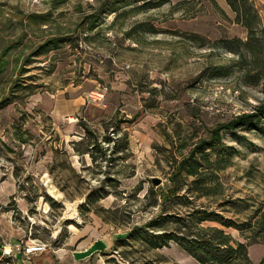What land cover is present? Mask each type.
<instances>
[{
    "label": "rangeland",
    "instance_id": "374dc122",
    "mask_svg": "<svg viewBox=\"0 0 264 264\" xmlns=\"http://www.w3.org/2000/svg\"><path fill=\"white\" fill-rule=\"evenodd\" d=\"M114 1L0 0V101L13 100L0 109V161L18 183L11 204L0 211H10L24 231L23 242L39 241L66 256L94 240L117 238L115 248L99 255L96 264H199L175 241L151 247L137 227L163 209L185 213L183 200L163 206L159 197L161 189L172 185L170 175L179 161L210 129L264 102V32H257L248 45L237 44L233 50L226 45V39L249 37L234 22L236 13L227 0H216L219 8L212 0H192L186 7L194 5L195 16L177 10L173 3L178 0L140 12L134 7L143 1L128 0L118 4L121 11L131 12L128 17L113 24L116 13L102 12L96 23L91 21ZM253 1L264 27V0ZM139 22L148 30L138 43L125 30ZM153 26L156 32L149 30ZM67 35L79 39L49 53L37 52L44 41ZM118 86L121 100L109 107L98 129L84 113L71 116L87 122L105 147V136L115 138L119 151L106 156L100 146L91 145L94 139L86 131L71 135L39 107L58 95H82L104 107ZM37 98L41 100L35 103ZM19 129L26 131L28 143L18 140ZM125 131L130 141L126 150ZM239 133L245 139L224 134V141L239 152L221 174L227 196L239 201L242 212L237 214L234 207L217 210L245 220L264 202V140L256 131ZM155 178L162 183L157 185ZM191 179L187 173L181 177L182 182ZM52 186L61 198L50 193ZM197 203L216 210V192ZM204 224L221 226L216 221ZM164 226L177 224L172 219ZM225 229L247 241L240 230ZM249 251L254 262L260 254L259 264L264 244L253 242ZM50 264L65 263L55 254Z\"/></svg>",
    "mask_w": 264,
    "mask_h": 264
},
{
    "label": "trees",
    "instance_id": "16d2710c",
    "mask_svg": "<svg viewBox=\"0 0 264 264\" xmlns=\"http://www.w3.org/2000/svg\"><path fill=\"white\" fill-rule=\"evenodd\" d=\"M128 0H115L112 5L104 7L100 13H94L90 18L96 23L100 14L116 13L113 24L121 18H126L131 13L129 11H121L122 6H118L121 2ZM136 1V0H135ZM143 3L135 6V10L140 12L147 11L150 8L161 6L164 3H173L174 0H137ZM218 8L220 5L216 0H212ZM232 10L236 13L234 22L243 25L249 34L248 40L243 41L239 36L226 39V45L233 46L237 44L248 45L256 38L257 32H264L260 12L253 0H227ZM177 10H187L191 16H195L194 5L192 0H178L173 3ZM126 5V3H125ZM146 23L139 22L125 30V36L140 42L143 31H146ZM152 32L157 31V27L153 26L149 29ZM78 40V36L67 35L53 37L43 42L37 52L45 49L43 53H49L53 49L60 48L66 42ZM223 40V39H221ZM79 46V42H77ZM242 58L245 53L242 49L235 50ZM2 67L0 65V71ZM11 97H5L0 101V109L12 103ZM21 125V124H19ZM80 125L86 131L88 138L94 139L93 147L100 146L101 153L106 156L109 151L111 153L119 151L118 142L114 137L105 136L104 140L108 142L105 147L101 143V138L83 120ZM256 131L264 140V102L259 104L254 110L240 114L228 122L222 123L209 131L208 137H201L195 142L189 151V154L183 157L178 166L170 175L171 186L161 189L159 197L163 200L162 205L173 199H181L185 202L187 210L185 213H167L164 209L156 218L150 220L146 225L137 227L142 230L143 237L153 248H162L169 246L171 241L178 243L189 255L195 258L200 264H255L251 259L249 246L251 243L264 244V202H261L256 209L249 215L247 219L239 220L228 217L217 208L234 211L240 214L239 201L228 197L226 187L222 179L224 170L233 164V157L238 153V149L234 145H230L224 141L225 133H232L237 140L245 139L244 134L240 131ZM115 131V130H114ZM115 133V132H114ZM26 131L19 129L17 132L18 139L22 143H28L29 138L25 136ZM123 149L130 146L128 132L124 133ZM112 143H114L112 147ZM91 151V149L89 150ZM85 152V151H84ZM187 173L192 179L189 182H182L181 177ZM181 190H186L184 195H180ZM216 192V210L203 203H197V199ZM159 199L155 198V205ZM11 204V202L9 203ZM230 206V207H229ZM177 224L174 228L164 226L167 221L172 220ZM206 221H216L219 225H205ZM235 228L242 232L243 237L247 241H241L235 238L225 228ZM253 239V242H250ZM125 238H119L118 241H124ZM259 264H264V256Z\"/></svg>",
    "mask_w": 264,
    "mask_h": 264
},
{
    "label": "crops",
    "instance_id": "0c3cea01",
    "mask_svg": "<svg viewBox=\"0 0 264 264\" xmlns=\"http://www.w3.org/2000/svg\"><path fill=\"white\" fill-rule=\"evenodd\" d=\"M121 88L122 87L118 86L114 88L115 91L109 92L106 98L107 106L104 107L92 102L89 98L82 95H74L63 99L58 95L53 99L41 101L39 107L53 118L54 124L58 127L63 123L64 126H66V131H70L71 135L74 133L84 135L85 129L83 126L71 116L75 113H84L88 119L91 120L94 128L98 129L100 126L98 122L106 117L109 107L115 106V104L120 102ZM39 100L41 99L37 98L34 102L37 103ZM74 136L77 135L74 134ZM17 192L18 183L14 172L12 170L4 171L3 164L0 161V208L2 206H7ZM8 212L0 211V230L3 238L13 244L19 242L29 243L27 241L23 242L21 238L24 236V231L20 226L15 224L12 215H10V211ZM116 240H114V237L97 239L88 243V247L86 246L82 249H78L74 254L68 256H66L64 251L61 253L60 251L53 250V248H49L46 252L34 253L32 255H26L24 252L16 251L14 253V259L16 264H50V262L55 259L56 254V258H60L65 264L67 262H70L69 264H96L99 255L102 253L107 254L108 252H106V250H113L115 248ZM85 245L86 244L83 246ZM257 250L260 249H256V251ZM258 255H255V262L253 261L255 264L259 260ZM98 262L100 263L101 261L98 260Z\"/></svg>",
    "mask_w": 264,
    "mask_h": 264
},
{
    "label": "built area",
    "instance_id": "2783aa9c",
    "mask_svg": "<svg viewBox=\"0 0 264 264\" xmlns=\"http://www.w3.org/2000/svg\"><path fill=\"white\" fill-rule=\"evenodd\" d=\"M99 95H101V97L104 96L103 93H99ZM47 249V244L39 241H34L31 244L22 242L13 244L11 242H8L3 238L0 230V264H16L14 259V253L16 251L24 252L26 255H32L34 253L47 251Z\"/></svg>",
    "mask_w": 264,
    "mask_h": 264
},
{
    "label": "bare ground",
    "instance_id": "6f19581e",
    "mask_svg": "<svg viewBox=\"0 0 264 264\" xmlns=\"http://www.w3.org/2000/svg\"><path fill=\"white\" fill-rule=\"evenodd\" d=\"M50 193H51L54 197H56V198H61V196H62L61 191H59V190H58L56 187H54V186L50 187ZM46 207H48V206H46Z\"/></svg>",
    "mask_w": 264,
    "mask_h": 264
},
{
    "label": "water",
    "instance_id": "95a60500",
    "mask_svg": "<svg viewBox=\"0 0 264 264\" xmlns=\"http://www.w3.org/2000/svg\"><path fill=\"white\" fill-rule=\"evenodd\" d=\"M154 181H155V183H156L157 185H159V184L162 183V180L159 179V178H155Z\"/></svg>",
    "mask_w": 264,
    "mask_h": 264
}]
</instances>
